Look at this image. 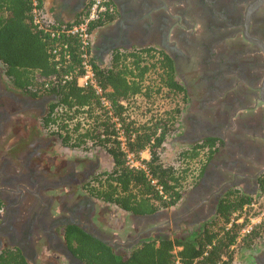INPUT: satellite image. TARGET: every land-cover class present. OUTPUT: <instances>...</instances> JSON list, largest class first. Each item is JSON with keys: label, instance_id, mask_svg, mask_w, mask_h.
Returning a JSON list of instances; mask_svg holds the SVG:
<instances>
[{"label": "flooded vegetation", "instance_id": "obj_1", "mask_svg": "<svg viewBox=\"0 0 264 264\" xmlns=\"http://www.w3.org/2000/svg\"><path fill=\"white\" fill-rule=\"evenodd\" d=\"M110 1L114 7L112 12L117 16L102 27L111 28L123 18V33L126 32L127 37L122 38L119 34L108 38L103 45L104 51L109 48L111 52L119 45L132 48L156 44L173 59L177 79L185 87L187 99L197 94L201 103L213 97L216 99L215 106L204 107L201 132L206 136L218 131L216 125L226 128L228 138L224 142L227 146L223 154L227 156L226 165L234 169V173L227 175L221 171L210 179L208 163L213 156L206 159V165L199 167L197 190L186 192L177 204L178 208L180 205L188 208V215L181 212V216H177L178 223L180 219L185 227L168 232L181 235L191 230L194 233L212 217L215 218L219 202L226 194L238 189L246 193L243 186L258 185L263 175L264 163H259L262 146L250 150L254 157L249 158L246 165L242 157L248 150L247 145L240 142L238 146L236 142L242 140L241 109L250 100H254L255 108L262 116L261 128L264 130V52L261 45L249 42L244 32L247 10L256 4L250 14L248 33L264 45V0L259 4V0ZM174 2H179L177 16L171 12ZM143 14L152 23H146ZM173 17L179 25L175 26L176 29L171 28L170 19ZM189 19L201 24L200 29L193 27L195 24L191 25ZM129 38H132L131 42ZM198 66L204 73L203 78L196 80ZM205 66L207 68L204 69ZM235 74L245 78L243 87H234L233 84L237 83L234 82ZM230 94L238 96L236 101H231ZM53 99L52 95L37 97L16 88L7 80L0 64V252L6 248L20 249L29 264H85L72 253L65 239L68 225H77L110 247L123 250H131L156 234H167L161 223L160 226H151L148 222H141L137 233H127L121 242L92 232L89 218L93 216L91 209L96 200L86 192L84 184L108 168L101 169L98 158L94 163L82 156L80 159L83 161L71 163L69 159L63 160L60 166L59 158L63 159V156L58 155L57 150L59 145L64 146L42 122L50 112L49 105ZM179 99L183 100L181 95ZM187 99L183 103L186 104ZM183 121L181 114L180 130L183 129ZM193 121L195 119L189 116L185 139L190 141L200 135L192 134L190 123ZM181 138L179 145L184 140ZM204 138L207 137L200 140ZM212 149L215 150L214 155L220 150L219 143ZM204 151L207 154L210 148ZM243 170L249 172L248 178L240 177ZM56 174H64V179L56 181ZM126 214L139 222V216ZM257 261V264H263L264 258L259 257Z\"/></svg>", "mask_w": 264, "mask_h": 264}, {"label": "trees", "instance_id": "obj_2", "mask_svg": "<svg viewBox=\"0 0 264 264\" xmlns=\"http://www.w3.org/2000/svg\"><path fill=\"white\" fill-rule=\"evenodd\" d=\"M38 2L41 6L45 4V0ZM86 9L71 22L55 18L58 26L53 28L77 23ZM32 10L33 0H0V64L5 77L16 88L37 97L53 96L50 112L42 122L64 147L75 149L91 141L93 147L109 157L110 167L84 184L86 192L96 201L136 216L153 215L177 206L186 192L184 182L189 169L178 170L162 152L167 138L177 129L182 110H172L168 118L138 124L125 114L127 107L123 104L137 95L150 99L162 90L176 99L181 95L185 102L186 90L177 79L173 59L154 46L113 48L106 63H100L93 56L95 77L102 89V95L98 94L92 87L78 86L76 79L63 81L70 72L76 76L82 73L79 41L66 35L52 36L37 28L33 24ZM116 16L115 12H107L93 23L92 30L112 22ZM63 44H68L72 60L59 69L51 50ZM155 74L159 83L155 79L152 82L156 85H146ZM154 86L157 88H152ZM102 98L109 103V108ZM82 114H87L92 121L84 131L80 130ZM113 118H118L121 124L127 152L118 140L117 123ZM216 141L207 137L191 147L180 148L177 150L179 159L192 160L207 147L210 148L206 151L209 159ZM146 151L149 159L142 157ZM128 154L140 165H129ZM263 183L264 175L259 179L261 190ZM252 199L239 190L229 192L219 202L215 218L191 233L193 236L189 239L174 233L156 234L131 250L115 249L73 224L66 227L65 239L72 253L85 264H175L177 255L183 264H233L235 249L231 247L240 244L237 239L245 223L233 224L229 229H226L227 224L232 215ZM260 230L256 228L244 237L241 246L259 243ZM176 248H179L177 255ZM0 264L29 263L20 249L6 248L0 252Z\"/></svg>", "mask_w": 264, "mask_h": 264}, {"label": "rangeland", "instance_id": "obj_3", "mask_svg": "<svg viewBox=\"0 0 264 264\" xmlns=\"http://www.w3.org/2000/svg\"><path fill=\"white\" fill-rule=\"evenodd\" d=\"M177 8H179V2L178 3H172L171 5V12L173 13V15H178L177 13ZM147 9V8H144ZM145 15V14H143ZM147 15H145L144 17V21L147 20L146 23H149L150 20L146 18ZM191 21V25L195 24V26L193 27H197L200 29L201 24H196L193 20L189 19ZM152 23V22H150ZM170 24L171 28H176L179 26L176 23V18L173 17V19H170ZM170 24H169V30H170ZM175 28V29H176ZM168 30V31H169ZM96 35V32H95ZM173 35V34H172ZM115 36V34H111L110 36L108 35L107 38H112ZM126 37H127V33H126ZM95 38V36H94ZM106 39H103L100 41L98 48L99 51H101L103 49V45L105 43ZM154 47H158V45H153ZM102 55H106L105 57L102 58H98L100 59L102 62H108L109 59V55L107 56V54H104L102 52ZM247 56H249V54H246ZM106 58V59H105ZM105 59V60H104ZM207 68V66L204 67V69ZM197 72L199 71V73H197V77L196 80H198V78L202 77L203 78V73H201L203 71V69L198 66L197 67ZM205 71V70H204ZM188 75V74H187ZM189 77V76H187ZM234 77V87L238 88L239 86L243 87L245 84L243 83L245 78L243 76L238 77L236 74L233 76ZM156 79V82H158V78L157 75H152L149 78V81L146 82V85H156L154 81ZM194 80V78H193ZM159 83V82H158ZM157 88V86H154L152 88ZM164 90H162V92L157 93L155 90V94H153L152 98L148 99L146 96L143 95H138L135 98L132 99V105L130 107L129 110V116L136 121L139 124H145L151 121V119H155V118H168L170 116V112L172 110L178 109L179 108L182 111V115H183V129L180 130L179 129V118H178V123H177V129L174 133H172L171 136H169L167 138L166 141V146H165V150L162 152L163 156L165 157V159H167L171 165H174L176 168L179 169H183L184 167L188 168V175L186 176V181L184 182L185 184V190L186 192H195L198 188V184L200 182L198 181V171H199V167L201 165H206V159H207V154L205 153L204 150H202L199 155L192 159V160H182L179 159V154H178V149H180L182 146H188V145H179V140L183 139L181 138L184 137V140L186 141H190L185 139V135H187L188 130L186 129L187 124L189 125L188 122V117L192 115L191 112V106L195 105V101H198L199 95H194L193 97H189L187 99L186 104L183 103V100L180 99H176L173 96H169L166 95L167 92H163ZM210 100L215 101L216 99L215 97H213V99L211 98ZM209 101L210 104L215 103ZM247 102V101H246ZM254 103L250 100L249 104H246L242 107H246L247 106H251ZM191 114V115H190ZM185 117V118H184ZM187 122V123H186ZM191 124V123H190ZM55 127H53L54 129ZM192 132V129H191ZM179 135L180 139H179ZM180 140V141H181ZM195 140V139H193ZM191 140V141H193ZM189 147V146H188ZM58 155L63 156L59 158L61 159V162H59L60 166H62L63 160H70L71 161H80V157L82 156L83 159L85 160L86 158L92 159V162H96L98 158L99 161H101V169H106L110 167V159L109 157L101 150L93 147L92 142H88V144H83L81 145V147L79 148H75V149H70L68 148L65 149L64 147L59 145V149L57 150ZM149 152H144L142 153V157L144 158H149ZM247 155L244 154L243 155V161H246ZM249 159V157H248ZM83 161V160H81ZM90 161L88 160L87 163H89ZM72 163V162H71ZM246 163H248V160L246 161ZM83 166V163H82ZM78 167V170L81 169V167ZM64 171H66V169L63 168ZM64 175V174H63ZM62 174H56V181H62L64 179V176ZM200 179V178H199ZM197 182V184L195 185V183ZM194 188V189H192ZM185 192V193H186ZM260 192V191H259ZM258 192V193H259ZM257 193V194H258ZM256 195L252 196L253 198H255ZM95 204L93 205V209H91V214H93V216L91 218H89V223L91 224V226H93L92 232H96L97 234H101V235H106L109 236L112 240L116 241V242H121L124 238H126V234L127 233H131V234H136L137 230H138V226L141 225V222H148L151 223V226L157 225L160 226L159 224L161 223V225L163 226V231L166 230L165 232L168 234V232L170 231H174L177 229H183V227H185L183 225V223L181 222V220L179 219V223H178V218L177 216H181V212L188 215L187 211L188 208H186V206L181 207V205L179 206V208L177 206H174L172 208L169 209H165L164 211L162 210L161 212H159L156 216H154L153 218H139V222L134 221L137 218H133L131 215H127L124 212H121L118 209H115L113 206L104 204L103 202H99L96 201L94 202ZM98 217L97 219L95 218ZM101 216V217H99ZM214 216V215H213ZM93 217L95 220H93ZM187 217V216H184ZM99 219V220H98ZM212 220L214 219L213 217L211 218ZM210 220V221H212ZM207 223V222H206ZM205 223V224H206ZM100 228V229H98ZM192 231L187 230L185 231L183 234H181L180 236L185 237L187 239L191 238L193 236V234H191ZM134 236V235H133ZM255 244V243H254ZM264 240L261 239V243L260 245H247L244 246L241 244L238 245L237 249H236V262L235 264H257L258 263V259L259 257H263L264 258ZM253 245V246H252ZM264 264V262H263Z\"/></svg>", "mask_w": 264, "mask_h": 264}, {"label": "built area", "instance_id": "obj_4", "mask_svg": "<svg viewBox=\"0 0 264 264\" xmlns=\"http://www.w3.org/2000/svg\"><path fill=\"white\" fill-rule=\"evenodd\" d=\"M110 0H90L85 14L80 17L77 23H73L71 26H62L59 28L58 25H55V18L50 15L46 9V5H40L38 0H33V24L42 30L49 32L52 36L66 35L68 37H76L80 44L81 49V66L82 73L78 76L74 72H70L63 77V81H73L76 79L78 86L82 88L92 87L96 90L98 94L102 95V89L98 86L97 80L95 77L94 67L92 63L93 55V38L95 31L92 30V25L94 22L99 21L107 12H112L114 10L113 5L109 2ZM51 54L54 58V61L57 63V68L65 67L71 63V54L68 49V44L57 45L51 50ZM138 96V95H137ZM135 98V97H134ZM102 102L109 108V103L102 98ZM123 104L127 107L126 113L129 114L130 107L132 105V99L130 101H124ZM130 117V116H129ZM130 119H132L130 117ZM133 120V119H132ZM79 121H82L80 130L84 131L91 124V119L87 117V114H82ZM113 121L116 122V130L118 131L119 137L118 140L121 141V146L124 151H128L126 145V138L124 136L123 130L121 129V124L118 123V118H113ZM139 124V123H138ZM55 127V126H54ZM56 128V127H55ZM91 142V141H90ZM144 158V157H143ZM146 159V158H145ZM149 159V158H147ZM128 164L131 166H139L140 164L134 160L132 154H128ZM264 175V172H263ZM245 223L238 235V243L244 237L253 232L256 228H261L257 245H260L261 239L264 240V183L262 190L257 194L251 202L245 204L243 208L235 212L230 222L227 224L229 229L233 224H243ZM239 244V245H240ZM264 245V244H263ZM238 247V246H237ZM236 246H232V249H235V258L233 264L236 262ZM179 248L174 250V253L177 255ZM227 261V257L224 258ZM175 264H183L180 257L177 255Z\"/></svg>", "mask_w": 264, "mask_h": 264}, {"label": "crops", "instance_id": "obj_5", "mask_svg": "<svg viewBox=\"0 0 264 264\" xmlns=\"http://www.w3.org/2000/svg\"><path fill=\"white\" fill-rule=\"evenodd\" d=\"M90 0H45V5H46V9L48 10V12L50 13V15L58 20H61L63 22H71L73 21L75 18H77L79 15H81L85 9L86 6L88 5ZM122 23H123V18H121L119 20V22H117L116 24H112L111 28L112 30H110L111 28H106V27H101V28H97L96 29V35L95 38H93V55L95 57L96 60H98L100 63H104L102 62L100 59L98 58H102L105 57L106 55H102V52L104 54H107V56L110 54V49L108 48L107 50L104 51V49H102L101 51H99L98 45L100 43L101 40L103 39H108V35L110 36L111 34H115V36L121 34L122 38H126V32H124V28H122ZM116 28V29H115ZM110 30V31H109ZM112 37V36H111ZM110 39V37H109ZM129 41H132V38H129ZM110 42V41H108ZM106 44V41L105 43ZM118 47H123L122 45H119ZM106 59V58H105ZM104 59V60H105ZM230 98L233 99L231 101H236L237 99V95L235 94H230ZM212 101V100H210ZM215 102V101H212ZM201 104L200 105L198 104ZM204 103V104H202ZM195 101V105L191 106V112H192V117L195 119V121H193V123H191V127H192V134L193 135H199V137H197L195 140L193 141H186L183 140V145H188L189 147H191L192 145H194L195 143H199L203 137H211V138H215L216 144L219 143L220 145V150L217 151V153H215L214 155H212L213 157L211 158L212 160L208 163L209 166V177L214 178L216 176L217 173L223 171L225 172L227 175L229 174H233L234 173V169L229 168V166H227V162H226V157L225 153L223 154V150L224 148L227 146V144H224V142L227 141L228 138V134H227V130L226 128H221L220 126L216 125L215 128L217 127L218 131L211 133L210 134H206V136H204V133L201 132L202 130V125H200L201 121L204 119V113H205V106L207 105V108L211 107V106H215V103L210 104L209 100L203 101ZM255 102L251 105V106H247L243 107L241 109L242 111V119L240 121L241 124V128H240V136L241 139H238L237 145L240 146V142L244 143L247 145V152H246V161L248 160L249 162V158H253L254 156H251L250 150L253 151L254 148H259L262 146V150H261V157L259 158L260 161L259 163H264V130L261 128V124H262V116L259 113V111L255 108ZM208 110H206L207 112ZM187 123V122H186ZM196 137V136H195ZM188 146L185 147H181V148H188ZM222 151V153H220ZM246 161H244L246 163ZM248 163H246L247 165ZM240 176V175H239ZM250 176L249 172L246 170H243V173L240 177L243 178H248ZM211 182V181H209ZM249 183V182H247ZM238 187L242 188L241 185L237 184ZM245 189V194L249 195V196H254L256 195L259 191H260V186L259 183L258 185H256V183H251L250 185H246L243 186ZM242 189V190H243ZM240 190V189H238Z\"/></svg>", "mask_w": 264, "mask_h": 264}, {"label": "water", "instance_id": "obj_6", "mask_svg": "<svg viewBox=\"0 0 264 264\" xmlns=\"http://www.w3.org/2000/svg\"><path fill=\"white\" fill-rule=\"evenodd\" d=\"M262 1V0H261ZM258 4L260 3V0L257 2ZM255 5L256 4H252L251 6H249V8H248V10H247V13H246V19H247V23H246V25H245V30H244V32H245V37H246V39L249 41V42H253V43H255V44H257V45H261L260 47L262 48V50H263V52H264V45H263V43L261 42V40H259V39H257V38H255V37H253V36H251V35H249V33H248V22H249V18H250V14H251V12L254 10V7H255ZM263 96V95H262ZM263 101H264V96H263V99H262ZM264 172V170L262 171V173ZM159 212H157L156 214H153V215H149V216H139V218H153L154 216H156L157 214H158ZM87 233H89V234H91V235H93V236H95L93 233H90V232H88V231H86ZM96 237V236H95Z\"/></svg>", "mask_w": 264, "mask_h": 264}]
</instances>
